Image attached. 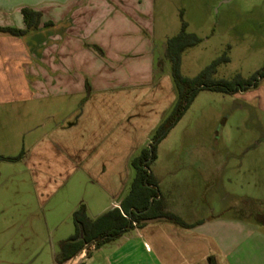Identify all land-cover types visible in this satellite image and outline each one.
<instances>
[{"label":"crops","instance_id":"obj_1","mask_svg":"<svg viewBox=\"0 0 264 264\" xmlns=\"http://www.w3.org/2000/svg\"><path fill=\"white\" fill-rule=\"evenodd\" d=\"M154 6V0H0V27L24 30L22 9L41 13L40 27L27 36L0 34V108L80 97L71 120L39 137L22 160L37 178L44 201L78 172L101 192L93 205L80 197L71 215L81 205L92 219L121 210L134 179L131 161L162 119L157 99L163 86L173 100L170 78L159 79V90L154 86L148 38ZM199 156L192 191L186 179L166 185V176L174 174L150 171L166 211L191 228L166 220L144 223L106 244L116 246L108 264H264V232L232 229L248 222L247 212L231 215L225 205L215 212L214 201H223L216 190L221 156ZM93 251L87 249L77 263L84 264Z\"/></svg>","mask_w":264,"mask_h":264},{"label":"rangeland","instance_id":"obj_2","mask_svg":"<svg viewBox=\"0 0 264 264\" xmlns=\"http://www.w3.org/2000/svg\"><path fill=\"white\" fill-rule=\"evenodd\" d=\"M154 4L148 37L153 43L154 86L159 90V79L170 78L173 100L163 86L157 99L162 103L158 111L162 119L144 148L151 146L176 101L166 50L168 41L180 34L183 23L186 32L199 39L182 54L184 77L195 78L216 62L210 77L214 81L250 80L264 72V0H154ZM258 79V87L246 92L201 91L159 142L156 159L149 167L154 175L174 174L166 176V185L186 179L192 191L197 180L193 171L201 166L199 155H220L222 173L216 190L223 201H214L215 212L222 211L224 205L231 207V215L245 217L247 212L248 222L238 221V226L232 227L236 232H264V111L260 105L264 78ZM241 95H250L252 100ZM80 104V97L75 96L0 108V157L24 154L57 124L69 122L72 110ZM27 156L18 162L0 160V264H56L59 244L76 232L70 209L82 196L95 204L101 192L78 172L44 201L35 184L37 178L22 161ZM104 246L93 251L84 264H108V254L116 246Z\"/></svg>","mask_w":264,"mask_h":264},{"label":"trees","instance_id":"obj_3","mask_svg":"<svg viewBox=\"0 0 264 264\" xmlns=\"http://www.w3.org/2000/svg\"><path fill=\"white\" fill-rule=\"evenodd\" d=\"M22 16L26 28L24 30L0 27V34L14 37H25L38 30L41 13L32 9H22ZM51 25V24H48ZM183 23L178 36L168 41L166 58L171 62V76L176 91V101L173 109L165 121L160 125L149 148L141 150L140 154L131 161L135 172L128 194L121 203L120 209H112L103 215L92 219L85 205H81L72 215L76 227L75 234L67 241L59 244V251L55 257L56 264H64L77 256L86 246L95 250L120 239L127 232L145 226L146 219L163 217L166 221L182 228H191L179 216L166 211L163 199L160 198L159 184L150 172V164L156 159V148L166 133L183 117L197 95L203 90L236 94L258 87V76L264 78V72L257 73L250 80L238 78L233 83L214 81L210 77L215 73L216 62L195 78H186L181 74L182 54L188 48L198 44L199 39L186 32ZM24 154L18 157H0V160L18 162ZM264 215V214H263ZM264 226V223H261ZM87 256H90L88 252Z\"/></svg>","mask_w":264,"mask_h":264},{"label":"water","instance_id":"obj_4","mask_svg":"<svg viewBox=\"0 0 264 264\" xmlns=\"http://www.w3.org/2000/svg\"><path fill=\"white\" fill-rule=\"evenodd\" d=\"M166 220V218L163 217H157V218H152V219H146L143 221V223L145 224H152V223H156L159 221H164ZM88 249V247L86 246L77 256L73 257L72 259H70L69 261L65 262L64 264H79L77 262H79L80 260H78V257L80 258V256L86 252V250Z\"/></svg>","mask_w":264,"mask_h":264}]
</instances>
